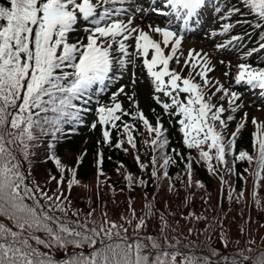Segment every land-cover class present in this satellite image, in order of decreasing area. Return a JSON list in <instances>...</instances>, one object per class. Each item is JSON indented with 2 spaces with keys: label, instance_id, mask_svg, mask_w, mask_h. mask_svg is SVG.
Listing matches in <instances>:
<instances>
[{
  "label": "trees",
  "instance_id": "1",
  "mask_svg": "<svg viewBox=\"0 0 264 264\" xmlns=\"http://www.w3.org/2000/svg\"><path fill=\"white\" fill-rule=\"evenodd\" d=\"M48 2L0 0V264H264L260 81L202 92L228 112L206 131L181 95L173 104L142 85V104L97 121L91 139L79 126L99 80L90 43L54 42ZM218 9L230 57L264 77V0ZM107 58L124 71L122 55Z\"/></svg>",
  "mask_w": 264,
  "mask_h": 264
},
{
  "label": "rangeland",
  "instance_id": "2",
  "mask_svg": "<svg viewBox=\"0 0 264 264\" xmlns=\"http://www.w3.org/2000/svg\"><path fill=\"white\" fill-rule=\"evenodd\" d=\"M133 0H122L118 4V8H124L125 4H129ZM191 5L197 3L198 0H188ZM154 2V0H153ZM131 9H133L131 7ZM158 12V11H156ZM114 14V13H113ZM210 15V13H209ZM207 19V16L205 20ZM176 23V22H175ZM163 27L165 28H172L174 23H163ZM124 27L128 31V43H129V53L133 52L135 49L134 46H138V50L143 52L145 55L148 54L147 59H142L140 62L144 67L150 66L151 71H157L158 68L164 67L166 64L167 59L164 60V54L166 57L177 56L180 57H188L193 59L195 52L198 50L203 49L205 45L208 44V35L205 34L203 36L204 25L199 24L195 27L194 33L191 38L186 36L185 33L180 32L178 30L176 36L172 38V35L168 34L167 31L158 30L153 28L150 24L142 20V18L138 16H134L133 19H129L125 22ZM179 28H185L184 23ZM183 35V37H179L178 35ZM142 35L144 38H142ZM189 38V39H188ZM197 38V39H196ZM174 39L178 42V46L175 48L172 45ZM180 44V45H179ZM158 49L163 48V52L160 50H155L154 48ZM155 51V53H153ZM170 54V55H169ZM163 58V59H162ZM196 61V59H195ZM134 61H131V65L128 71V75L124 79V83L120 86V91L116 94H113L109 97L110 101L114 104L121 105L122 107H136L142 101V94L139 91L135 80L131 77V73L133 72V68H135ZM170 88L167 87V90ZM214 111V108L212 109ZM260 113V112H257ZM102 114V108H98L95 111H92L84 121V126L90 131L89 137L91 139L96 138L99 136L98 130H95L94 133L91 129V124L94 122L95 117H99ZM263 114V113H262ZM264 118V114L262 115V119ZM93 133V134H92Z\"/></svg>",
  "mask_w": 264,
  "mask_h": 264
}]
</instances>
